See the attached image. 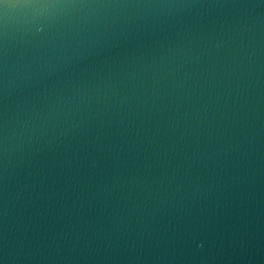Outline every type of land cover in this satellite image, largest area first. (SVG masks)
<instances>
[{
    "label": "water",
    "instance_id": "water-1",
    "mask_svg": "<svg viewBox=\"0 0 264 264\" xmlns=\"http://www.w3.org/2000/svg\"><path fill=\"white\" fill-rule=\"evenodd\" d=\"M0 264H264V0H0Z\"/></svg>",
    "mask_w": 264,
    "mask_h": 264
}]
</instances>
